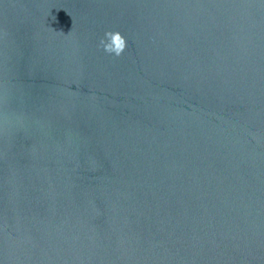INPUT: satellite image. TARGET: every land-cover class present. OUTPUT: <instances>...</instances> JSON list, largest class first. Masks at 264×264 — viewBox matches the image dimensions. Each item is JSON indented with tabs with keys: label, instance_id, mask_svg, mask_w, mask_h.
I'll list each match as a JSON object with an SVG mask.
<instances>
[{
	"label": "water",
	"instance_id": "obj_1",
	"mask_svg": "<svg viewBox=\"0 0 264 264\" xmlns=\"http://www.w3.org/2000/svg\"><path fill=\"white\" fill-rule=\"evenodd\" d=\"M0 264H264V0H0Z\"/></svg>",
	"mask_w": 264,
	"mask_h": 264
},
{
	"label": "clouds",
	"instance_id": "obj_2",
	"mask_svg": "<svg viewBox=\"0 0 264 264\" xmlns=\"http://www.w3.org/2000/svg\"><path fill=\"white\" fill-rule=\"evenodd\" d=\"M100 46L104 51L115 56H120L126 48V38L120 31H106L100 40Z\"/></svg>",
	"mask_w": 264,
	"mask_h": 264
}]
</instances>
